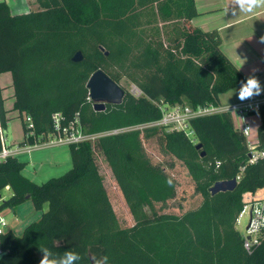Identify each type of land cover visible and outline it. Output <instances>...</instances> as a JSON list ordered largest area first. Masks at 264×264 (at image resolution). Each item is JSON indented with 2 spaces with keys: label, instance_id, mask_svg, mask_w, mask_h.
<instances>
[{
  "label": "trees",
  "instance_id": "trees-1",
  "mask_svg": "<svg viewBox=\"0 0 264 264\" xmlns=\"http://www.w3.org/2000/svg\"><path fill=\"white\" fill-rule=\"evenodd\" d=\"M36 1L38 10L21 14L0 1V74L11 72L14 88L8 110L0 84V126L3 132L8 128L11 111L31 116L35 136L28 139L24 122L20 145L54 133L57 113L64 126L78 120L83 132L94 134L159 120L161 101L217 104L220 92L244 80L220 53L218 30L179 24L171 29L176 37L164 39L160 19L192 18L194 0ZM78 51L84 58L74 62ZM99 69L118 83L126 78L143 95L125 89L121 104L95 110L87 83ZM258 113L259 146L264 148V106ZM189 129L191 134L150 127L71 144L73 167L42 184L24 175L26 162L16 155L0 161V192L7 186L12 191L0 212L28 199L37 210L48 206L23 234L11 228L0 234V264H39L43 248L58 256L74 251L81 257L77 264H264V239L249 253L237 229L245 194L264 187V157L249 162L248 140L231 113L199 116ZM143 131L188 169L203 196L198 207L181 215L155 211V203L176 197L177 182L146 154ZM96 151L123 192L135 220L131 227L120 224ZM238 176L234 190L211 193L217 181Z\"/></svg>",
  "mask_w": 264,
  "mask_h": 264
},
{
  "label": "rangeland",
  "instance_id": "rangeland-1",
  "mask_svg": "<svg viewBox=\"0 0 264 264\" xmlns=\"http://www.w3.org/2000/svg\"><path fill=\"white\" fill-rule=\"evenodd\" d=\"M6 1H9L12 4L14 10L22 13L29 12L33 9H39L38 4H33L35 2H31L33 0ZM165 22L167 23H164V20L161 18L159 24L163 30L164 39L168 41L167 36H165V32L166 27H168L170 24H168V21ZM177 22L178 19H174L171 21V25H178ZM120 84L124 87V89L130 91L131 93H133V88L137 86L126 78L122 79ZM254 115H257L258 117L259 114L254 113ZM24 122L25 121L23 118L18 116L16 112L13 113V118L9 121L8 128L4 131L8 145L18 147V140H21L22 138L24 139ZM251 122L256 123L254 120ZM251 122L250 124L252 125L253 130L251 131L249 140L257 141V128L259 125L252 124ZM142 136L146 154L154 163L161 164L163 167H165L166 171L177 182L176 197L164 203H155V211L158 213H172L181 215L190 209L198 207L203 200V196L195 190V182L190 176L188 169L181 161L174 160L172 157L166 155L162 151L157 137L146 138L144 137V131L142 132ZM95 155L100 166L101 174L104 177L105 187L108 191L110 200L117 213L121 226H133L135 224V220L108 162L99 151H96ZM16 156L21 161L26 162V167L23 171L24 175L39 184L46 182L52 177L61 176L73 167L70 146L67 144L42 147L33 149L29 152H20ZM171 163H174L173 167L171 166ZM11 194L12 191L10 189L2 190L0 192V203L11 196ZM47 209L48 206L46 205L43 210H37L31 199L27 200L23 205L17 208H8L1 213L8 223V226L5 227V230L11 228L16 234L21 235L23 234L24 229L30 223L38 221L41 218L43 212ZM147 210L150 214H152L151 208H147ZM248 220L249 215L248 213H245L240 224H237V229L241 233H244Z\"/></svg>",
  "mask_w": 264,
  "mask_h": 264
},
{
  "label": "built area",
  "instance_id": "built-area-1",
  "mask_svg": "<svg viewBox=\"0 0 264 264\" xmlns=\"http://www.w3.org/2000/svg\"><path fill=\"white\" fill-rule=\"evenodd\" d=\"M133 94L137 97L143 95L142 90L135 86L133 88ZM160 109L163 112V116L159 120L150 121L138 125H130L125 127L114 128L107 131H102L94 134H87L83 132L80 123L78 120L71 122L69 125L64 126L62 124L61 113L54 115L55 120V131L54 133L47 136V138L38 139L34 143L26 142L24 145H18V147H13L7 144V139L4 135V132L0 126V133L2 134V148L0 150V161L5 160L7 157L12 155H17L20 152L31 151L33 149H38L42 147H49L54 145L61 144H77L84 141L94 142L98 138L106 135L119 134L122 132L134 131V130H144L150 127H164L167 130H185L190 134L189 123L192 119L199 116L217 114L228 112L233 116H237L243 119L242 128L240 129L248 140V145L250 149L249 162L255 163L258 159L264 157V148L259 146V140L251 141L249 136L251 133V125L245 119L254 113H258L264 106V96H256L251 100H245L241 102L240 100L229 103V104H207L199 105L193 107L190 104H176L170 106L163 101L158 104ZM23 120L27 124V127L30 129L27 137L35 136L34 132V122L31 116L24 114ZM240 179V176L237 177V180ZM264 188V187H263ZM5 189H10V186H7ZM245 206L242 213L237 219V224H240L242 217L245 213H248L249 220L245 227V231L242 234L243 244L246 250L249 253H252L256 248L261 244L264 239V195L257 197L253 193H249L244 196ZM8 226V223L4 216L0 212V234L5 231V227ZM2 249L0 247V253Z\"/></svg>",
  "mask_w": 264,
  "mask_h": 264
},
{
  "label": "crops",
  "instance_id": "crops-1",
  "mask_svg": "<svg viewBox=\"0 0 264 264\" xmlns=\"http://www.w3.org/2000/svg\"><path fill=\"white\" fill-rule=\"evenodd\" d=\"M7 2L14 14L22 13L14 10L12 4L9 1ZM31 2H35L33 4H38L36 0ZM194 2L196 14L190 19L178 20V25L186 24L185 26L189 27L190 30L195 28L203 31L218 30L222 37V44L219 47L222 56L244 77V79L253 74L251 71L252 69H258L254 75L260 80L262 87H264V42L261 41V38L264 37V6L248 13L239 10V8L234 5V0H194ZM234 7L236 8L235 14L233 13ZM164 23L167 22L164 21ZM168 24L170 25L166 27L165 36L168 38H175L176 33L171 32V29L173 28L171 21H168ZM0 84L3 88V96L6 99L5 106L9 110L14 103L12 73L5 72L0 74ZM239 86L240 84L226 91L220 92L218 95V103L229 104L238 101L239 99L237 98L236 90ZM259 96H264V92ZM14 112L18 114L17 111H13L9 112V115L13 116ZM233 119L235 126L241 129L243 119L235 115L233 116ZM245 120L249 121V123L254 120L256 123H251L259 126L262 123L260 114L258 117L257 115L251 114ZM251 128L252 131V125ZM23 140V138L18 140L19 144ZM249 193L250 192L245 195ZM253 194L257 197L263 196L264 188L257 190Z\"/></svg>",
  "mask_w": 264,
  "mask_h": 264
},
{
  "label": "water",
  "instance_id": "water-1",
  "mask_svg": "<svg viewBox=\"0 0 264 264\" xmlns=\"http://www.w3.org/2000/svg\"><path fill=\"white\" fill-rule=\"evenodd\" d=\"M108 54V52H107ZM84 58L82 51H78L74 57V62H80ZM88 88L90 90V98L94 103L95 110L103 111L107 104H121L123 102L126 90L124 87L114 81L102 69L95 71L88 80ZM201 145H198V149ZM204 156L205 154L202 153ZM237 185V178L231 180L217 181L210 189L213 195L219 192L232 191Z\"/></svg>",
  "mask_w": 264,
  "mask_h": 264
},
{
  "label": "clouds",
  "instance_id": "clouds-1",
  "mask_svg": "<svg viewBox=\"0 0 264 264\" xmlns=\"http://www.w3.org/2000/svg\"><path fill=\"white\" fill-rule=\"evenodd\" d=\"M234 5L239 10L251 13L255 9L264 6V0H234ZM236 8H233L235 14ZM264 42V37L261 38ZM253 74L247 76L244 80L240 81V86L236 90L237 98L243 102L245 100H251L256 96H259L264 92L260 80L254 75L258 69L251 70ZM170 183V181H169ZM42 252V258L39 264H77V261L81 259L80 255L74 251L67 250L63 255H55L51 250L47 248L40 249ZM105 260L107 257L104 258ZM94 264H101L100 261H95Z\"/></svg>",
  "mask_w": 264,
  "mask_h": 264
}]
</instances>
